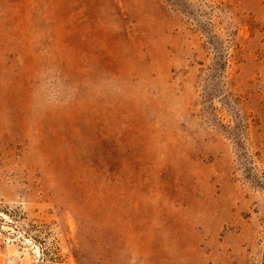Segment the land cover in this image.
<instances>
[{
	"label": "rangeland",
	"instance_id": "obj_1",
	"mask_svg": "<svg viewBox=\"0 0 264 264\" xmlns=\"http://www.w3.org/2000/svg\"><path fill=\"white\" fill-rule=\"evenodd\" d=\"M0 264H264V0H0Z\"/></svg>",
	"mask_w": 264,
	"mask_h": 264
}]
</instances>
